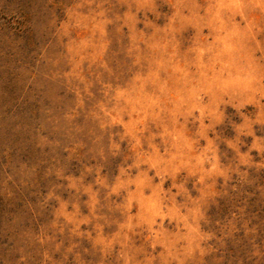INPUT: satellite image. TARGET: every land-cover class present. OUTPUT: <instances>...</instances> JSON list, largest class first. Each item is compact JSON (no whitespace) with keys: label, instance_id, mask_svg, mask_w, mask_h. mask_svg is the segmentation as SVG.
Listing matches in <instances>:
<instances>
[{"label":"rangeland","instance_id":"rangeland-1","mask_svg":"<svg viewBox=\"0 0 264 264\" xmlns=\"http://www.w3.org/2000/svg\"><path fill=\"white\" fill-rule=\"evenodd\" d=\"M0 264H264V0H0Z\"/></svg>","mask_w":264,"mask_h":264}]
</instances>
